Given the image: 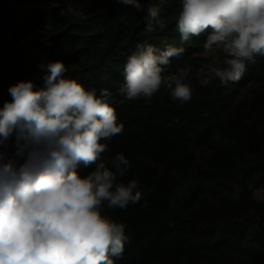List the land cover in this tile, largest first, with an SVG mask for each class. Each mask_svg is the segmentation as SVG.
<instances>
[{
	"label": "clouds",
	"instance_id": "clouds-1",
	"mask_svg": "<svg viewBox=\"0 0 264 264\" xmlns=\"http://www.w3.org/2000/svg\"><path fill=\"white\" fill-rule=\"evenodd\" d=\"M119 2L146 12L148 33L166 27L160 15L166 0L146 8L140 0ZM176 28L181 45L207 32L205 52L226 56L224 67L205 75L204 85L213 78L223 85L238 82L246 63L264 56V0H181ZM184 51L171 44L163 49L138 44L123 68L119 103L151 102L162 87L173 101H190L184 73L165 74ZM40 67L44 87L21 80L8 88L11 100L0 107V264H115L128 241L126 224L105 209L124 210L139 203L142 192L137 179H119L132 167L123 153L110 166L101 159L108 150L103 141L124 129L109 103L112 93L105 88L97 94L66 78L62 61ZM13 136L15 157L6 159L4 148ZM81 164L95 168L81 176ZM254 195L264 199V188Z\"/></svg>",
	"mask_w": 264,
	"mask_h": 264
},
{
	"label": "trees",
	"instance_id": "trees-1",
	"mask_svg": "<svg viewBox=\"0 0 264 264\" xmlns=\"http://www.w3.org/2000/svg\"><path fill=\"white\" fill-rule=\"evenodd\" d=\"M97 1L96 6L86 8L88 0H70L73 7L86 13L82 20L69 12L61 16L54 9L52 32L48 37L35 39L30 34L43 26L45 19L21 21L14 11L15 4L11 0H1L0 107L4 101L11 100L8 88L21 80L33 81L36 89L44 87V71L40 65L54 61L65 64L66 78L76 79L86 88H96L97 94L105 88L112 93L109 103L115 108L118 121L123 123L125 134L111 139L101 159L110 166L115 155L123 153L132 163L128 178L139 181L137 190L142 192L141 200L160 211L142 221L136 220L135 215L130 216L132 212L118 220L126 224L128 236L120 258L125 264H182L205 252L218 253L224 246L236 249L246 241L264 263V231L255 218L247 224L226 221L200 232L188 233L183 226L182 213L193 207L197 196L192 194L180 202L175 191L165 186L166 181L171 182L176 169L191 167L200 148L208 145L207 130H200V127L211 126L232 109L235 90L228 87L240 84L252 72H264V56L257 55L255 62H247L246 71L238 82L223 85L215 78L195 94L197 98L192 104L186 103L182 107L174 103L163 87L154 94L151 102L139 98L120 104L123 97L118 90L124 82L123 68L138 44L151 43L161 49L166 44L183 46L184 53L172 58L166 70L176 72L188 63L195 46L204 44L208 33L191 37L181 45L176 28L181 0H166L161 5L160 15L166 27L152 33L146 31L145 11H137L119 0ZM140 2L146 8L149 4H158L159 0ZM146 144L153 146L148 150L157 160L141 155ZM16 150L13 136L4 148L6 159L15 157ZM151 163L163 166L162 177L156 178ZM94 168L95 165L85 167L81 164L78 172L85 176ZM249 194L252 197L253 192ZM261 210L258 212L264 218V210L263 213ZM168 258L170 261L166 262Z\"/></svg>",
	"mask_w": 264,
	"mask_h": 264
},
{
	"label": "rangeland",
	"instance_id": "rangeland-1",
	"mask_svg": "<svg viewBox=\"0 0 264 264\" xmlns=\"http://www.w3.org/2000/svg\"><path fill=\"white\" fill-rule=\"evenodd\" d=\"M11 1L15 4L14 11L21 21L36 20L40 17L45 19L44 25L37 27L30 34V37L35 39L48 37L52 32L51 13L54 9L59 11L61 16L69 12L81 20L86 15L81 8L73 7L70 0ZM97 3V0H88L86 8L96 6ZM225 58L222 51L208 53L205 52L203 45H196L188 63L182 69L165 73L166 75L184 73V82L190 85L192 98L183 103L178 100L173 101L170 93L165 89L169 99L182 107L186 103L192 104L197 98L195 94L215 79L213 78L210 83L204 85L202 80L205 75L212 67H221ZM237 86L240 88H235ZM228 88L235 90L232 109L211 126L200 127V130L202 128L207 130L209 143L200 148L193 167L176 169L171 176V182L164 178L165 186L168 185L175 191L180 202L192 194L197 196L193 207L187 208L182 213V218L185 220L183 226L188 233L200 232L226 221L247 224L254 218L264 231V218L258 212V209H262L261 213H263L264 199H258L254 195L257 190L264 188V72H252L246 80ZM110 141L105 143L109 145ZM150 142L148 140V143ZM151 148L153 146L146 144L144 153L141 155L156 159L148 150ZM151 166L156 178L164 175L162 165L151 163ZM119 179L127 183L130 177L128 178L126 174ZM251 191L253 192L252 197L249 196ZM144 205L145 202L141 200L137 204H129L124 210L105 209V211L117 221L130 212H132L130 216L135 215L138 221L160 212L157 208H152V205L146 207ZM165 261L169 262L170 259ZM115 264H125V261L116 259ZM182 264L264 263L260 261L259 254L252 250L249 242L246 241L238 245L236 249L224 246L218 253L205 252L192 259L191 262L184 261Z\"/></svg>",
	"mask_w": 264,
	"mask_h": 264
}]
</instances>
